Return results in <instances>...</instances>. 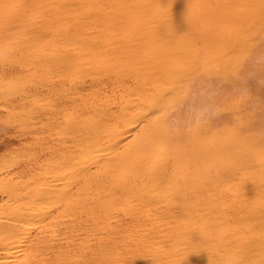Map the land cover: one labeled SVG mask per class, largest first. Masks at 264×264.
I'll list each match as a JSON object with an SVG mask.
<instances>
[{"label": "bare ground", "instance_id": "1", "mask_svg": "<svg viewBox=\"0 0 264 264\" xmlns=\"http://www.w3.org/2000/svg\"><path fill=\"white\" fill-rule=\"evenodd\" d=\"M30 96L0 264H264V0H0V102Z\"/></svg>", "mask_w": 264, "mask_h": 264}, {"label": "rangeland", "instance_id": "2", "mask_svg": "<svg viewBox=\"0 0 264 264\" xmlns=\"http://www.w3.org/2000/svg\"><path fill=\"white\" fill-rule=\"evenodd\" d=\"M40 99L39 97L35 98V96H33L20 106L15 105V107H12V104H10L9 107L5 108L2 107L1 100L0 121L10 118L11 114L16 113L18 117H21V121L28 122L29 110L33 105L36 110L40 111L41 115H44L42 108L45 106L47 99ZM34 121L36 122L35 124L31 123L30 126L26 125L19 128L14 125H4L0 123V158L4 157V159L7 160L5 164H9L11 160L15 158L27 159L31 155L37 156L38 162H44L49 157V154L44 153L41 149L43 147L42 142L45 139H38L35 137L37 132L43 130L40 126L44 122V118L40 116Z\"/></svg>", "mask_w": 264, "mask_h": 264}, {"label": "clouds", "instance_id": "3", "mask_svg": "<svg viewBox=\"0 0 264 264\" xmlns=\"http://www.w3.org/2000/svg\"><path fill=\"white\" fill-rule=\"evenodd\" d=\"M221 234H222V232H221ZM226 264H231V260H230V258L227 259Z\"/></svg>", "mask_w": 264, "mask_h": 264}]
</instances>
